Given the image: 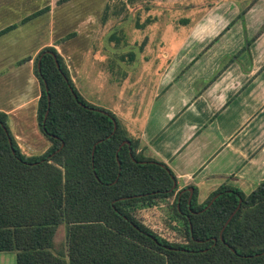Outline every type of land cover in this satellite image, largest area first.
Here are the masks:
<instances>
[{"label":"trees","instance_id":"16d2710c","mask_svg":"<svg viewBox=\"0 0 264 264\" xmlns=\"http://www.w3.org/2000/svg\"><path fill=\"white\" fill-rule=\"evenodd\" d=\"M34 75L36 122L49 148L23 155L0 112V253H14L15 264H264V181L249 194L222 185L199 204L197 190L180 195L172 171L114 114L80 96L53 47L36 55ZM160 202H168L180 241L136 217ZM61 226L63 253L54 245Z\"/></svg>","mask_w":264,"mask_h":264},{"label":"crops","instance_id":"0c3cea01","mask_svg":"<svg viewBox=\"0 0 264 264\" xmlns=\"http://www.w3.org/2000/svg\"><path fill=\"white\" fill-rule=\"evenodd\" d=\"M55 1L0 0V31L15 26L0 37V112L20 124L36 119L41 91L34 58L43 48L53 47L68 70L74 71L70 57L51 37L38 46L22 44V36L30 35L24 30L37 17L47 16V30L51 36L55 33ZM83 1L66 4L80 8ZM236 1L220 0L203 9L174 57L165 58L163 69L154 76L140 124L135 130L127 124L140 149L172 171L180 191L195 188L198 199L222 185L246 194L244 189L264 181V0H252L247 7L236 6ZM45 8L48 11L23 22ZM22 45L29 50L15 55ZM185 45H189L187 52ZM133 112L142 113L136 108ZM21 136L15 135L20 148ZM43 148L41 153L48 143ZM20 151L27 157L39 154Z\"/></svg>","mask_w":264,"mask_h":264},{"label":"rangeland","instance_id":"374dc122","mask_svg":"<svg viewBox=\"0 0 264 264\" xmlns=\"http://www.w3.org/2000/svg\"><path fill=\"white\" fill-rule=\"evenodd\" d=\"M217 1L220 0H84L82 7L78 8L76 3L60 5L56 0L53 7L58 10L59 6L60 15L55 10V33L53 31L51 36L47 30V16H40L24 30L30 35L22 36V44L38 46L51 37L62 54L70 57L74 71L68 70L69 76L80 96L87 103L114 114L129 133L131 128L135 130L140 124L154 76L163 69L164 59L174 57L181 39L201 19L199 14ZM251 1L237 0L235 3L238 7H247ZM105 11L107 16L104 17ZM147 21L149 24L143 29H137V23ZM182 21L186 23L182 24ZM23 45L15 55L29 50ZM183 51H189V45H185ZM181 55L186 54L182 52ZM133 108L139 109L141 115L133 112ZM28 109L30 107L24 113ZM24 113L21 116H29V113ZM13 117L8 118V127L15 142V135L21 133L23 142L20 144L24 151H39L38 155L45 153L48 149L43 153L40 151L48 142L40 133L36 119L32 117L31 121L26 119L20 124ZM127 124H131V128ZM34 126L38 130L37 136L32 133ZM255 187L251 185L244 192L247 194ZM207 198H199L198 203H204ZM135 215L166 240H181V228L172 221L168 202H160L147 209L138 208ZM64 241L65 227L61 226L54 236L55 250L63 253ZM0 259L2 264H15L14 253H0Z\"/></svg>","mask_w":264,"mask_h":264},{"label":"water","instance_id":"95a60500","mask_svg":"<svg viewBox=\"0 0 264 264\" xmlns=\"http://www.w3.org/2000/svg\"><path fill=\"white\" fill-rule=\"evenodd\" d=\"M39 64H40V61L38 62V67H39ZM57 67H58V66H57ZM123 144H127V145H129V142L127 141V142H124ZM123 144H122V145H123ZM175 187H176V182L173 183V188H175ZM185 191L189 192L190 197L192 196V194H193V189H191V188L181 191L180 195H181L182 193H184ZM214 200H215V198L212 199V201L210 202L209 205H211V203H212ZM231 217H232V216H231Z\"/></svg>","mask_w":264,"mask_h":264}]
</instances>
